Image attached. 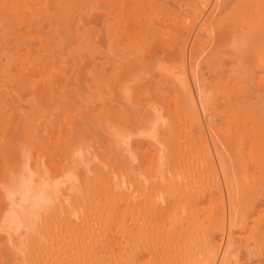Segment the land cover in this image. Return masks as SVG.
<instances>
[{
    "label": "bare ground",
    "instance_id": "obj_1",
    "mask_svg": "<svg viewBox=\"0 0 264 264\" xmlns=\"http://www.w3.org/2000/svg\"><path fill=\"white\" fill-rule=\"evenodd\" d=\"M0 264H264V0H0Z\"/></svg>",
    "mask_w": 264,
    "mask_h": 264
}]
</instances>
